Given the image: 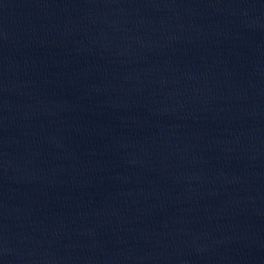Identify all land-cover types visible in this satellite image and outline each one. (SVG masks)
<instances>
[{
	"label": "water",
	"instance_id": "water-1",
	"mask_svg": "<svg viewBox=\"0 0 264 264\" xmlns=\"http://www.w3.org/2000/svg\"><path fill=\"white\" fill-rule=\"evenodd\" d=\"M0 264H264V0H0Z\"/></svg>",
	"mask_w": 264,
	"mask_h": 264
}]
</instances>
